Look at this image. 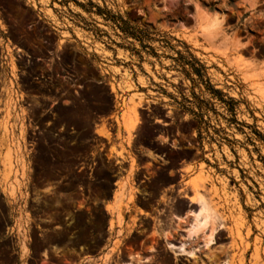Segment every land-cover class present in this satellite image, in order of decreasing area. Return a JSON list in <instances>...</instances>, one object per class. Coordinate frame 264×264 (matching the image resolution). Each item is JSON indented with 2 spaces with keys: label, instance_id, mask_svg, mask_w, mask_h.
Here are the masks:
<instances>
[{
  "label": "rangeland",
  "instance_id": "1",
  "mask_svg": "<svg viewBox=\"0 0 264 264\" xmlns=\"http://www.w3.org/2000/svg\"><path fill=\"white\" fill-rule=\"evenodd\" d=\"M57 11L88 17L96 30ZM62 76L77 79L59 96L48 88H66ZM150 117L183 133L171 149L156 144L170 131ZM180 160L198 164L168 190L177 176L165 172ZM139 165L145 169L134 173ZM61 175L67 189L88 188V198L60 197L53 180ZM200 192L214 198L210 210L221 221L217 258L246 264L252 247L248 264H264V0H0V264L59 262L49 249L70 259L95 254L129 204L152 209L156 223L176 216L188 223ZM124 223L125 241L135 245L150 219L137 232L136 214ZM22 242L26 261L18 260ZM120 242L115 237L114 247ZM167 242L174 243L146 246L159 264H219L200 254L202 236L187 241L198 262L167 252ZM126 261L119 254L115 263Z\"/></svg>",
  "mask_w": 264,
  "mask_h": 264
},
{
  "label": "crops",
  "instance_id": "2",
  "mask_svg": "<svg viewBox=\"0 0 264 264\" xmlns=\"http://www.w3.org/2000/svg\"><path fill=\"white\" fill-rule=\"evenodd\" d=\"M58 16L62 19L65 18L67 19L74 27L80 28L81 30L85 31V32H90V28L93 27V29L96 30V21H93L92 24H88L86 22V20H89L88 17L86 18H82V16L75 14V13H70L68 11H57ZM87 14V12L85 13ZM87 16V15H86ZM66 30L69 33H73V27L68 26L66 28ZM126 49V48H123ZM109 50L115 52V49L110 48ZM138 57V56H137ZM139 62L141 63V59L138 58ZM104 63V62H103ZM99 83V82H98ZM157 121H159L157 119ZM150 124L155 126L156 128L160 127L158 122H154V119H152L150 121ZM172 138L170 139H164V140H157L159 143L162 144V146H164L166 149H171L173 147L172 144ZM135 153V152H134ZM150 161L153 164H159L161 165V161L159 157H149ZM128 163V160H126ZM198 162L193 163L192 160H186V161H178L176 166L173 169L167 170L165 172V174L167 176H171V175H176L177 176V180L175 183L170 184L168 187H166V189L168 190H177L178 186L180 185V176L183 175V168L186 166H195L197 167ZM144 166L139 165L134 173H138L139 171L144 170ZM132 175V174H131ZM130 175V176H131ZM186 176V175H185ZM123 177H127V173L123 174ZM185 180H187V177H185ZM120 181V177L119 178H115L112 182L113 184V190L117 189V184L116 182ZM190 193V192H189ZM128 188L125 187L123 190L122 195L124 196V199H126L127 195H128ZM141 192L137 191L134 193L135 196V203L136 206L140 207L137 202L136 199H138V197L140 196ZM200 199L201 201H203L204 206L210 210V206H212V202L214 201V198L211 196L210 193L207 192H200ZM192 195L189 194L187 197L190 198ZM160 200L158 199L157 202H159ZM188 204H192L191 201H187ZM194 203L196 204V200L194 201ZM105 206V203L103 204V207ZM129 208L130 210L126 211L125 209L123 210L124 213V221L126 222L130 215L136 214L137 216V223L135 224V228L133 229L135 232L138 231V227L140 226L139 221H141L144 218H149L150 219V226L149 229L147 230V232L145 234H143V237L135 244V245H131L129 242H126L125 239L127 237V227L125 226V223L123 221L122 225L118 226L116 225L114 228V234L113 237L111 238L110 242L107 244V246H103V249L101 251H98L95 254L92 255H85L82 253H79L78 257L70 259L69 257H62V253H61V249H49L51 256L52 257H58L59 258V262H55V261H50L49 264H87L89 262L90 259L96 260L97 264H108V262L110 264H116L115 260L117 259L118 255H122L125 257V259L127 260L126 262H124L123 264H159L156 261V254H155V250L146 247L148 246L153 240L160 242V243H164L167 240H173L174 243L173 244H178V240H179V235L181 236L183 234L182 231L180 230H175V218H169L166 223L162 222V223H156L154 222L152 219V213L153 210L152 209H144L143 211H134L133 207L131 204H129ZM196 208H197V204H196ZM195 208V209H196ZM212 212V210H210ZM212 214H214V216L216 217V220L221 224L220 219L216 216V214L214 212H212ZM170 225V230H169V237L166 235L167 233V227H169ZM222 228V225L219 229ZM218 229V230H219ZM217 230V231H218ZM174 231V232H173ZM117 232L118 235H117ZM182 232V234H181ZM217 233V232H216ZM9 233L6 232V235H8ZM255 234H258V232L256 231H252V233L250 234V236L247 238L249 242H252L253 240V236ZM171 235V236H170ZM4 236V235H3ZM115 237H118L119 239H121L120 244L116 245V247H114V240ZM23 246L21 245V243H19L18 247H19V254H18V260H23L26 261L27 260V253L25 252L24 255L22 254V247L26 248V243L22 242ZM167 244V243H166ZM213 244H210L208 247H201L200 250V254L206 256H214V260L218 261L219 264H228L229 262V258H217L218 252H221L219 249H216L213 247ZM129 246V247H128ZM196 247V246H195ZM167 252H169L170 249H165ZM171 251V250H170ZM172 252V251H171ZM252 252V247H250L249 249H247L244 253V255L246 256V264H248V259H249V255ZM197 257L193 262H198L199 261V256H198V249H197ZM175 255V254H174ZM230 253H227L226 256H229ZM172 256V255H171ZM180 258H184V255H177ZM108 257V261H106ZM132 258V263L130 261H128L129 259ZM190 259V258H189ZM223 262V263H222ZM23 263V262H22ZM21 264V263H20ZM122 264V263H120Z\"/></svg>",
  "mask_w": 264,
  "mask_h": 264
},
{
  "label": "bare ground",
  "instance_id": "3",
  "mask_svg": "<svg viewBox=\"0 0 264 264\" xmlns=\"http://www.w3.org/2000/svg\"><path fill=\"white\" fill-rule=\"evenodd\" d=\"M217 20L218 18L215 15L214 21ZM124 125L128 130L129 128L128 124L125 123ZM99 131L101 134L105 133L103 132L102 128ZM196 201H197L196 202L197 208L191 212L192 219L188 223H186L184 217L176 216L175 230H180L183 232V234L181 233L182 235L178 240V244L167 242L168 248L175 255H184L185 257H188L193 261L197 257L196 249L194 247L187 248L188 245L187 241L192 239L196 240L199 236H202L204 238L205 245H207L208 247L210 244L214 242V236L217 230L221 227V224L216 220L214 214H212V212L204 206L203 201H201L200 198L197 199Z\"/></svg>",
  "mask_w": 264,
  "mask_h": 264
},
{
  "label": "flooded vegetation",
  "instance_id": "4",
  "mask_svg": "<svg viewBox=\"0 0 264 264\" xmlns=\"http://www.w3.org/2000/svg\"><path fill=\"white\" fill-rule=\"evenodd\" d=\"M18 56L20 57V55H18ZM40 60H41V58H39V57L34 58V61H35V62L40 61ZM62 77L65 78V82H66L65 84L67 85L66 88H63V87H52V86H51L50 88H48V90H51L54 94H57V95H59V96H60V95H64V94H66V93L68 92L69 88L72 87V86L74 85L72 82L75 81V80L77 79V78H75V77L71 78V77H68V76H62ZM71 81H72V82H71ZM39 82H40V81H39L38 77H33V84H34L35 86H37V85L39 84ZM77 87H81V86H80V85H77ZM70 92H71V94H73V93H75L76 91H75L74 89H71ZM37 96L39 97V95H37ZM46 98H48V97H46ZM27 105H29V103H27ZM142 109L145 110V108H142ZM166 112H167V111H165V112L163 113V116H164V117H168V115L166 114ZM142 113H143L144 115H147V113H146L145 111H143ZM39 115H41V113H40ZM102 116H104V115H102ZM150 118L152 119V117H150ZM154 122H158V124H159V126H160V127H158L159 130H162V131H170L169 135H168L165 139H170V138L173 139V137H176V136H178L179 134H183V133H181V132L179 133L177 130L172 129V124H173L174 122L171 121V120H169V121H164V122H160V121H157V119H154ZM93 133H94V131H93ZM158 136H159V134L156 135V137H155L156 144L162 146V144L159 143V142L157 141V137H158ZM163 147H164V146H163ZM183 148L188 149L187 146H183ZM135 151L138 152V149H135ZM143 155L149 157L147 154H143ZM156 156L159 157L158 155H156ZM159 158H160V157H159ZM80 168H82V167H80ZM79 171H80V169L77 170V172H79ZM89 174H90V172H88V177H89ZM53 182L55 183V185H53L54 188L64 189V191H59V192H58V195H59L60 197L65 198V197H66L67 195H69V194L76 193V194H79V195L84 196L85 199L88 198L87 193H88L89 189L86 188V187H84V186L77 185V186L75 187V189H72V190L67 189L68 181L66 180V177L63 176V175H61L58 179L53 180ZM70 201H71V200L66 199L64 202H65V203H69ZM53 205H56V203H53ZM64 218H66V216H65Z\"/></svg>",
  "mask_w": 264,
  "mask_h": 264
}]
</instances>
